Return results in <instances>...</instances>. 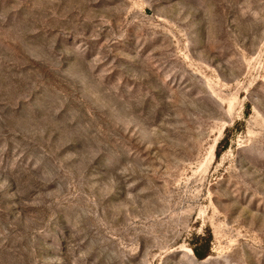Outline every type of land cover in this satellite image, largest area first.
Listing matches in <instances>:
<instances>
[{
	"label": "rangeland",
	"instance_id": "374dc122",
	"mask_svg": "<svg viewBox=\"0 0 264 264\" xmlns=\"http://www.w3.org/2000/svg\"><path fill=\"white\" fill-rule=\"evenodd\" d=\"M0 264H264V0H0Z\"/></svg>",
	"mask_w": 264,
	"mask_h": 264
},
{
	"label": "trees",
	"instance_id": "16d2710c",
	"mask_svg": "<svg viewBox=\"0 0 264 264\" xmlns=\"http://www.w3.org/2000/svg\"><path fill=\"white\" fill-rule=\"evenodd\" d=\"M193 251H194L195 255H196L199 259H203V258H205V255L202 254L198 249L195 248Z\"/></svg>",
	"mask_w": 264,
	"mask_h": 264
}]
</instances>
